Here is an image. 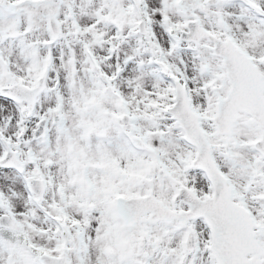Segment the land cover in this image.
<instances>
[{"label":"snow or ice","instance_id":"6c2138e0","mask_svg":"<svg viewBox=\"0 0 264 264\" xmlns=\"http://www.w3.org/2000/svg\"><path fill=\"white\" fill-rule=\"evenodd\" d=\"M0 264H264V0H0Z\"/></svg>","mask_w":264,"mask_h":264}]
</instances>
